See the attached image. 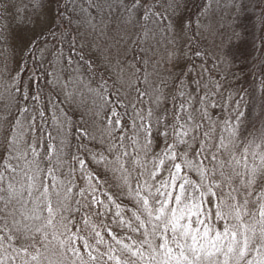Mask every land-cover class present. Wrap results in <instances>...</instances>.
<instances>
[{
	"label": "snow or ice",
	"instance_id": "snow-or-ice-1",
	"mask_svg": "<svg viewBox=\"0 0 264 264\" xmlns=\"http://www.w3.org/2000/svg\"><path fill=\"white\" fill-rule=\"evenodd\" d=\"M0 264H264V0H0Z\"/></svg>",
	"mask_w": 264,
	"mask_h": 264
},
{
	"label": "rangeland",
	"instance_id": "rangeland-1",
	"mask_svg": "<svg viewBox=\"0 0 264 264\" xmlns=\"http://www.w3.org/2000/svg\"><path fill=\"white\" fill-rule=\"evenodd\" d=\"M14 3L18 6V9L20 11V14H24V7L29 3V0H14ZM224 3L227 4V0H224ZM17 9H14L13 11L15 12ZM31 9L29 8V12ZM218 15H223L225 18L228 17L231 14L232 17V22L233 23H239L240 27L237 28V31H241L243 29H247L248 32L250 33L249 36L247 37V43L246 44H240L238 48H234L233 52L235 53L236 57H240L242 53H246L247 51H251L252 49L250 48L251 41L254 39L259 40V38H256V32L255 30L251 29L252 24L255 22L254 17L249 18L248 14H245V16H241L239 20L237 21V13L235 11L230 12V7L226 8L222 5L220 9H217ZM259 28V27H258ZM39 28H37V31ZM259 32V31H258ZM256 38V39H255ZM250 42V43H249ZM260 44L261 42L258 41ZM205 46H208L211 44V38L209 37L205 42ZM259 48V46H257ZM161 50L163 51V42L161 44ZM257 54V56L260 54L259 52H254ZM209 66H212L210 63Z\"/></svg>",
	"mask_w": 264,
	"mask_h": 264
},
{
	"label": "trees",
	"instance_id": "trees-1",
	"mask_svg": "<svg viewBox=\"0 0 264 264\" xmlns=\"http://www.w3.org/2000/svg\"><path fill=\"white\" fill-rule=\"evenodd\" d=\"M258 27H259V25H257L255 29L251 28V29H253V31L255 30V32H256V34H257V35H256V38H259V35H260V33L258 32V31H259V28H258ZM256 38H255V39H256ZM252 41H253V40H252ZM252 41H251V43H252ZM258 41H260V40H256V41H255L256 47H257V46L260 47V43H259ZM249 43H250V42H249ZM251 43L248 44V45L251 46ZM250 48H251V47H250ZM259 55H260V54H259ZM259 55L257 56V54H255V53L253 52V55H252V58H251V59H252V60H256V59L259 57ZM239 58H240V57H237V59H239ZM249 63H251V60L249 61ZM209 67H211V66H209ZM249 71H258V66H257V68H255V69H251V68H250ZM249 79H250V80H254V79H257V77H256L255 75H253V76H250Z\"/></svg>",
	"mask_w": 264,
	"mask_h": 264
}]
</instances>
